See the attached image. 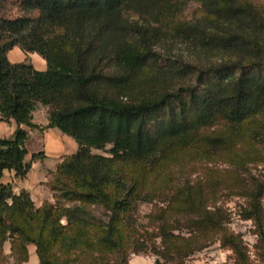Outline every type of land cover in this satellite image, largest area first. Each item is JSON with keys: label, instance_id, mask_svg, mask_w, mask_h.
Instances as JSON below:
<instances>
[{"label": "trees", "instance_id": "trees-1", "mask_svg": "<svg viewBox=\"0 0 264 264\" xmlns=\"http://www.w3.org/2000/svg\"><path fill=\"white\" fill-rule=\"evenodd\" d=\"M196 1L207 16L172 28L167 23L180 0H21L38 15L0 12V114L18 124L13 136L0 138V264L7 241L13 264L29 260L30 244L40 264H130L132 252L148 250L157 256L154 264H187L217 242L232 252L233 262L225 264H264V182L251 166L264 164V8L253 0ZM127 12L143 22L128 21ZM170 34L220 58L206 65L163 59L156 46ZM16 45L39 53L47 68L11 62ZM39 104L50 109L43 128H58L78 143L58 167L74 182L71 194L109 214L96 224L80 208L65 209L66 226L77 231L55 243L44 234L60 224L52 207L36 208L27 190L16 193L2 181L6 171L24 178L32 167L22 125L42 128L33 122ZM108 145L110 155L92 152ZM170 146L224 158L228 178L165 195L148 237L134 212L137 202L155 195L137 190L141 181L121 176L118 165H155ZM224 189L244 199L235 212L251 222L252 247L232 228L233 211L217 203ZM56 244L61 254L52 252Z\"/></svg>", "mask_w": 264, "mask_h": 264}, {"label": "rangeland", "instance_id": "rangeland-1", "mask_svg": "<svg viewBox=\"0 0 264 264\" xmlns=\"http://www.w3.org/2000/svg\"><path fill=\"white\" fill-rule=\"evenodd\" d=\"M253 1L264 8V0ZM175 9L173 16L170 17L167 23V27L169 28H172L181 22H194L207 16L201 3L196 0H180ZM0 12L2 15L11 18L24 15H32L33 17H36L38 15L37 11L28 12L25 10L21 0H0ZM124 18L130 22H143V17L136 12H127L124 14ZM156 50L163 59L171 58L173 60L201 63L205 65L218 57L220 58V55L210 56L206 54L195 48L190 41L174 34H170L167 38L158 43ZM40 109L42 108L40 107ZM49 111L50 109L48 107L43 108L41 112L38 113L39 118L43 119L46 114H49ZM221 124L223 125V122ZM43 127L31 129V132H29V139L26 142L29 151L26 161L31 165L35 163V170L31 172V175L29 176L31 177V181L34 182L33 195L28 190L27 191L30 193L36 208H42L44 205H49L52 207L54 215L60 218V224L55 223L54 225H48L44 229V234L47 239L55 243V237L58 239L60 236L62 237L65 234H72L77 231V229L71 231L66 226L68 222L65 214H63L65 209L80 208V215L85 220L96 224H98V221L101 219L108 221L109 214L98 202H83L82 200L73 197L70 191L75 189L74 182L72 178L62 175L59 172L58 167L66 157L75 152L72 153L71 151H65L63 152L61 159L57 153V144L60 143V141L55 140L56 135L52 130ZM219 127L221 128V125L217 126V129ZM213 129L214 127L209 130L211 131ZM223 129L225 128L223 127ZM239 129L243 131L244 125H241ZM62 134L64 135V138L71 139L78 145L74 138L64 133ZM110 148L111 145H108L105 149L93 148L92 152L110 155ZM39 152L42 153L40 158L34 159L32 155ZM48 156L51 158L48 159ZM54 159L56 160L54 161ZM156 161L155 165H151L148 161L127 160L118 165V172L121 176L133 177L135 179L138 178L139 181H141L139 182L140 186L137 187V190L140 192L151 191L153 192V195H155L154 200L151 202H137L138 208L134 212V216L138 220L139 230L148 237H151V234L156 232L154 223L158 220V215L160 214L159 208L165 206V203H162V198L165 195H172L176 192L178 193L179 189L184 187L196 186L200 181L208 183L212 180H216V177L217 179L219 178V180L228 178L227 170L230 169L224 158L212 157L209 159L200 150H195L194 147L183 148L179 146H170L165 154L157 157ZM251 166L253 168L252 172L254 174L257 173L260 179L264 182V164L258 166L251 164ZM26 177L28 178V174ZM14 191L19 193L15 189ZM226 191L227 190L225 189L222 190V194L217 197V203L218 205L229 207L231 211H233L231 223L232 228L236 232L243 233L245 240L249 243L250 247H252L255 242V237L250 231L251 222L242 220L235 212L237 205L244 199L239 196L227 195ZM37 231H39V229H37ZM157 242L160 243V239H157ZM10 244V241H7L4 245V254L6 257L3 264H13V259L10 257V253H6V250H9ZM59 249L60 246L56 244L54 245L52 252L57 253ZM61 253L62 251L58 252V254ZM231 255L232 252L230 250L221 247L217 242L191 255L187 259V264L232 263ZM156 259L157 256L151 250L138 253L132 252L129 256L130 264H154ZM255 264L260 263L256 261Z\"/></svg>", "mask_w": 264, "mask_h": 264}, {"label": "crops", "instance_id": "crops-1", "mask_svg": "<svg viewBox=\"0 0 264 264\" xmlns=\"http://www.w3.org/2000/svg\"><path fill=\"white\" fill-rule=\"evenodd\" d=\"M8 57L10 61L13 63L30 61L34 64L35 68H37L38 70H45L47 68V61L46 59H44L43 56H41L37 52H26L18 45L14 46L9 51ZM40 107L42 109L47 108L46 106L39 104L36 110L33 112V116H34L33 122L43 127L48 124L49 120L47 114L43 119L39 118L38 113L41 112L42 110L40 109ZM22 127L27 129L29 132H31V128L27 127L26 125H22ZM17 128H18V124L14 119H10L9 121H4L1 119V114H0V138H9L13 136ZM49 129L52 130L56 135L55 140L60 141V143L57 144L58 146L57 153L60 158L63 156V152L65 151H71L72 153L77 151L78 145L75 143V141L68 138L67 139L64 138V135L58 128H49ZM50 158L51 157L48 156V159ZM55 160L56 159H54V161ZM34 170H35V163L32 164V168L28 173V178L26 177L24 179L16 177L14 171H6L2 181L4 183H12L14 189L17 190V192H20V190L22 189H26L33 195L34 182L31 181L30 179L31 177L29 176L31 175V172H33ZM28 249H29V260L23 262L22 264H40L36 245L30 244L28 246ZM6 253H11V244L9 245V250L8 251L6 250Z\"/></svg>", "mask_w": 264, "mask_h": 264}]
</instances>
